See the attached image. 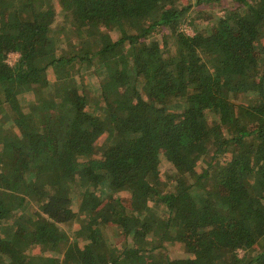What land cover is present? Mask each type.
Segmentation results:
<instances>
[{
  "label": "trees",
  "instance_id": "1",
  "mask_svg": "<svg viewBox=\"0 0 264 264\" xmlns=\"http://www.w3.org/2000/svg\"><path fill=\"white\" fill-rule=\"evenodd\" d=\"M195 2L0 0V264H264V0Z\"/></svg>",
  "mask_w": 264,
  "mask_h": 264
},
{
  "label": "rangeland",
  "instance_id": "2",
  "mask_svg": "<svg viewBox=\"0 0 264 264\" xmlns=\"http://www.w3.org/2000/svg\"><path fill=\"white\" fill-rule=\"evenodd\" d=\"M182 1L184 2L185 5H191L192 7L191 9L195 10L193 14L199 16L196 21L201 23V25L204 24V26H202L201 28V30H204V31L207 30L208 27L212 25V23H214V16L216 14L218 15V14L223 13V10H218V8H215L213 5H210L209 3H203L201 5H197L195 2L196 0H182ZM227 4H229V2L225 1L224 5H227ZM190 20H191V17H189L188 20L183 24V27L188 33H194V28H193L194 26L193 24H191ZM17 56H18L17 52H11L10 61H14L17 58ZM82 70H86L84 71V73H85V78H86V82L88 83V86L95 87L97 79L94 77V75L89 74L87 68H83ZM62 86L63 84L61 83L60 88H62ZM2 148H3V145H2ZM219 188L223 193H226V188H224V186H219ZM77 225H78L77 223L74 226L66 224V223L62 224V226L71 234L72 237L74 236V229H75V226ZM108 228L117 236L116 238L117 242L123 241L124 235L119 234L120 232L116 233V228L114 226H109ZM131 240H132V243H134L135 245L140 246L142 243V239L137 236L131 238ZM40 248L41 247L39 246H35L34 250L40 249ZM43 248L45 250L47 249L46 247H43ZM179 250H180L179 253L182 254V248L181 249L179 248ZM148 256L150 257L149 254Z\"/></svg>",
  "mask_w": 264,
  "mask_h": 264
}]
</instances>
